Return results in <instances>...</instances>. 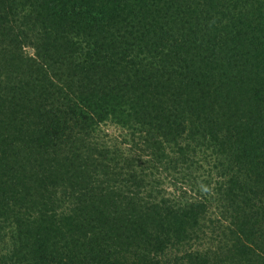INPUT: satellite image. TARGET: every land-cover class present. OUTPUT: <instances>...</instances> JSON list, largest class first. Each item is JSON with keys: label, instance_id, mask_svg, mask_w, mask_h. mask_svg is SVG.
I'll return each instance as SVG.
<instances>
[{"label": "trees", "instance_id": "16d2710c", "mask_svg": "<svg viewBox=\"0 0 264 264\" xmlns=\"http://www.w3.org/2000/svg\"><path fill=\"white\" fill-rule=\"evenodd\" d=\"M0 264H264V0H0Z\"/></svg>", "mask_w": 264, "mask_h": 264}, {"label": "rangeland", "instance_id": "374dc122", "mask_svg": "<svg viewBox=\"0 0 264 264\" xmlns=\"http://www.w3.org/2000/svg\"><path fill=\"white\" fill-rule=\"evenodd\" d=\"M103 129V130H102ZM101 134L105 139H110L109 137L120 136V130L114 125H105L101 127ZM107 134V135H106Z\"/></svg>", "mask_w": 264, "mask_h": 264}]
</instances>
